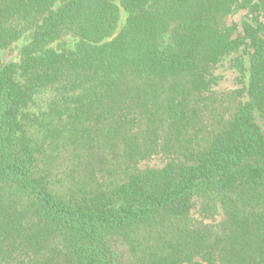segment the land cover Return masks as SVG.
<instances>
[{"label":"trees","instance_id":"1","mask_svg":"<svg viewBox=\"0 0 264 264\" xmlns=\"http://www.w3.org/2000/svg\"><path fill=\"white\" fill-rule=\"evenodd\" d=\"M28 33L0 59V264H264V0H0V52ZM241 50L247 102L212 91Z\"/></svg>","mask_w":264,"mask_h":264},{"label":"rangeland","instance_id":"2","mask_svg":"<svg viewBox=\"0 0 264 264\" xmlns=\"http://www.w3.org/2000/svg\"><path fill=\"white\" fill-rule=\"evenodd\" d=\"M128 13L122 12L121 21L119 25L118 31H121L125 24L127 19ZM229 23L236 24L238 27L239 32H243L244 24L250 23L252 24V20L248 14L247 10H241L238 13L232 15L229 18ZM30 37V33H28L25 37H23L21 40L14 43L10 48L5 49L0 52V59L2 63L7 64L10 62H19L20 60V53L23 46L27 43L28 39ZM70 43V46H72V40L71 38L68 40ZM249 55L248 52H244V50H241L238 54H233L232 56L225 57L213 70V73L216 77L219 78L218 82L212 87V91L218 94H228L230 92L236 91L238 89L246 88L244 96L241 98L242 102H247L249 100V95L247 93V89L249 87L250 82V72H249ZM241 57L244 59L245 62V71L241 72L239 69H237L234 66V59ZM227 105V104H225ZM219 106V104H218ZM221 110V106H219ZM225 110V109H224ZM254 116L257 124L264 129V121L261 119L259 113L257 111H254ZM169 159L164 154L153 156L151 159L144 161L140 164V169L146 170L148 168L150 169H162L164 168ZM59 165V166H58ZM56 171L58 173L64 172V167L60 164V161L56 165ZM196 201H199L196 199ZM191 215L193 218L204 221V223L211 224L214 222V224H218L223 219V214L217 215L215 219H205L200 213V202H197V205L192 210ZM115 248L117 251H119L125 258L129 257L127 253V249L124 245H115Z\"/></svg>","mask_w":264,"mask_h":264}]
</instances>
